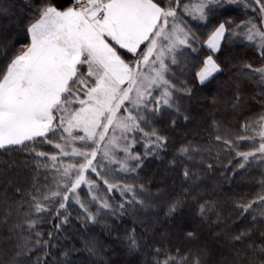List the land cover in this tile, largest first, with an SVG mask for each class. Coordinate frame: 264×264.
I'll return each mask as SVG.
<instances>
[{
    "label": "snow or ice",
    "instance_id": "obj_1",
    "mask_svg": "<svg viewBox=\"0 0 264 264\" xmlns=\"http://www.w3.org/2000/svg\"><path fill=\"white\" fill-rule=\"evenodd\" d=\"M225 2L71 0L63 7L52 0L41 3L38 15L24 29L27 43L0 71V149L31 143L28 151L35 155L37 170L43 168L51 174V184L34 183L28 193L29 228L49 212L53 218L66 221L67 215L60 213L67 212L69 202L78 205L93 222L101 211L117 214L125 203L144 204L138 199L136 186L113 182L110 177L135 173L140 167L142 156L132 151L134 145L142 143L144 155H149L158 154L167 144V137L158 128L146 130L145 126L169 110L178 115L175 93L191 92L186 82L184 88L177 89L170 78L179 64L178 57L185 56V68L195 67L194 79L204 84L221 70L215 57L223 40L240 35L239 29L245 28L244 37L258 45L264 58V29L252 19L232 29L227 27L230 21L221 19L200 39L198 30L207 27L214 10ZM254 2L264 14V0ZM204 47L208 54L199 59ZM188 55L195 59L189 61ZM246 67L264 81V65ZM240 131L247 135L229 133L215 139L235 153L239 168L253 160L264 163V112L241 121ZM37 141L41 147L52 146L54 150H40ZM244 143L253 146L240 151ZM177 151L187 155L189 148L181 146ZM183 175L189 176L187 168ZM85 185L90 202L96 205L95 213L79 196ZM102 188L108 193L119 192L122 202L109 203L100 195ZM139 191H145L143 185ZM254 201L264 204V195L237 203V209L246 213ZM177 203L171 202L169 213L175 211ZM60 226L55 225L57 229ZM36 235L39 238L41 234ZM128 241L130 249L139 246L134 230ZM187 255L177 259L157 247L153 264H202L199 255H192L190 261Z\"/></svg>",
    "mask_w": 264,
    "mask_h": 264
},
{
    "label": "trees",
    "instance_id": "obj_2",
    "mask_svg": "<svg viewBox=\"0 0 264 264\" xmlns=\"http://www.w3.org/2000/svg\"><path fill=\"white\" fill-rule=\"evenodd\" d=\"M43 2L47 0H0V71L27 43L24 29ZM52 2L63 7L71 0ZM225 5L217 7L207 27L198 30L201 40L221 19L230 21V29L244 20L238 16L239 4ZM207 54L204 47L199 59ZM215 58L221 70L204 84L194 79L195 67L185 68V56L178 57L179 64L172 69L170 78L177 89L184 88L186 82L191 92L175 93L178 115L169 110L145 126L148 130L158 128L167 144L149 156L137 148L142 163L123 179L137 187L143 205L132 201L118 208L117 214L101 211L93 222L69 202L67 212L60 213L67 215L66 221L49 212L29 228L28 193L34 183L51 184V174L43 168L37 170L35 155L28 151L31 143L0 149V264H153L157 247L177 259L188 254L190 261L192 255H199L202 264H264V204L254 201L251 210L243 214L237 209V203L264 195V163L253 160L239 168L235 153L215 139L229 133L247 135L240 131L241 121L264 112V81L246 67L264 65V58L257 44L241 35L225 38ZM187 59L195 57L188 55ZM36 146L45 152L54 150L41 147V141ZM181 146L189 148L187 155L177 151ZM252 146L244 143L239 150ZM186 168L188 177L183 175ZM140 185L144 192L139 191ZM100 195L113 205L122 202L119 194L105 188ZM82 200L96 212L88 194ZM172 201L178 203L169 213ZM55 210L53 207L52 212ZM133 230L139 246L130 249L128 237Z\"/></svg>",
    "mask_w": 264,
    "mask_h": 264
},
{
    "label": "rangeland",
    "instance_id": "obj_3",
    "mask_svg": "<svg viewBox=\"0 0 264 264\" xmlns=\"http://www.w3.org/2000/svg\"><path fill=\"white\" fill-rule=\"evenodd\" d=\"M223 4L224 5L226 4L224 6V8H230V7H232L231 5L239 4V7L241 9H237V10H239L238 16H240L239 14H241L243 16V19H244L243 21H248L249 19H252L253 23H256L258 26H260L262 29H264V24H261L260 23L261 21H264V14H261V12H260V5L259 4H256L254 2V0H233V2H231V3L227 2V0H226V2L223 3ZM185 18L186 19H189L187 17H185ZM239 19H240V17H239ZM189 22H191L190 19H189ZM244 32H245V28H240L239 33H241L240 35L243 36V37H244V35H243ZM245 40H247V39L245 38ZM146 130H148V129H146ZM136 139H137V141H139L140 140V137L137 136ZM137 148H140L142 154H144V151L145 150H144V146H143L142 143H139L138 145H134L133 148H132V151L138 152V149ZM149 155H152V154H149ZM149 155H146V156H149ZM128 176H129V174H119V175H115L113 177H110V179L113 182L116 181V180H119L121 183H125V182H123V179L125 180V178H127ZM90 177L92 179H95L96 178L94 174H90ZM115 193L116 194H119V192H115ZM86 194H88V189H87V186L85 185V186H83V189L79 191V196L82 199L83 196L86 195Z\"/></svg>",
    "mask_w": 264,
    "mask_h": 264
}]
</instances>
